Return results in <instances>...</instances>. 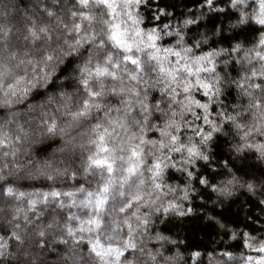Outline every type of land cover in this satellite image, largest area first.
Here are the masks:
<instances>
[{"label":"clouds","instance_id":"clouds-1","mask_svg":"<svg viewBox=\"0 0 264 264\" xmlns=\"http://www.w3.org/2000/svg\"><path fill=\"white\" fill-rule=\"evenodd\" d=\"M0 264H264V0H0Z\"/></svg>","mask_w":264,"mask_h":264}]
</instances>
